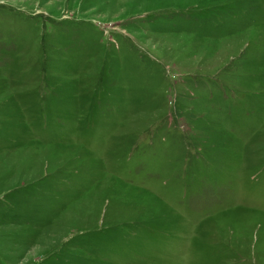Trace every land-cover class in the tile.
Returning a JSON list of instances; mask_svg holds the SVG:
<instances>
[{
	"label": "rangeland",
	"instance_id": "rangeland-1",
	"mask_svg": "<svg viewBox=\"0 0 264 264\" xmlns=\"http://www.w3.org/2000/svg\"><path fill=\"white\" fill-rule=\"evenodd\" d=\"M0 264H264V0H0Z\"/></svg>",
	"mask_w": 264,
	"mask_h": 264
}]
</instances>
